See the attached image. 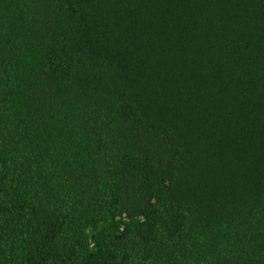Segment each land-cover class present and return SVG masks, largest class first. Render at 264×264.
<instances>
[{
  "label": "trees",
  "instance_id": "16d2710c",
  "mask_svg": "<svg viewBox=\"0 0 264 264\" xmlns=\"http://www.w3.org/2000/svg\"><path fill=\"white\" fill-rule=\"evenodd\" d=\"M0 264H264V0H0Z\"/></svg>",
  "mask_w": 264,
  "mask_h": 264
}]
</instances>
